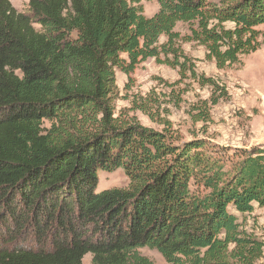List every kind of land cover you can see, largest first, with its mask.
<instances>
[{
  "label": "trees",
  "instance_id": "obj_1",
  "mask_svg": "<svg viewBox=\"0 0 264 264\" xmlns=\"http://www.w3.org/2000/svg\"><path fill=\"white\" fill-rule=\"evenodd\" d=\"M178 23L223 69L261 46L264 0H29L27 13L0 0V264H153L145 247L166 264L262 257L233 212L264 206L263 152L228 166L202 140L174 145L114 117L115 69L178 63ZM118 168L129 185L96 192L98 171Z\"/></svg>",
  "mask_w": 264,
  "mask_h": 264
},
{
  "label": "rangeland",
  "instance_id": "obj_2",
  "mask_svg": "<svg viewBox=\"0 0 264 264\" xmlns=\"http://www.w3.org/2000/svg\"><path fill=\"white\" fill-rule=\"evenodd\" d=\"M9 2L18 12L27 13L29 0ZM142 7L145 17H152L159 9L156 1H143ZM224 26L233 27L230 23ZM190 27L178 23L174 28L179 35L174 45L179 50L178 63L173 65V55H160L158 59L141 61L128 75L115 69L114 117L164 133L174 145L202 140L215 156L229 160L228 166L241 152L255 150L264 155V35L259 37L261 46L257 51L239 56V62L232 66L218 69L214 60L206 57L204 46L187 39L191 36ZM256 29L264 34V26ZM166 40L160 37L159 45ZM206 79L215 86L204 84ZM219 89L225 92L224 97L218 98ZM212 98L218 100L214 105ZM128 185L129 178L121 168L98 171L96 192ZM233 213L246 232L264 243V206H254L249 214ZM24 238L20 243L29 240L30 247H35L32 235ZM139 252L153 264H166L156 250L145 247ZM90 261V255H86L83 264ZM255 264H264V250Z\"/></svg>",
  "mask_w": 264,
  "mask_h": 264
}]
</instances>
